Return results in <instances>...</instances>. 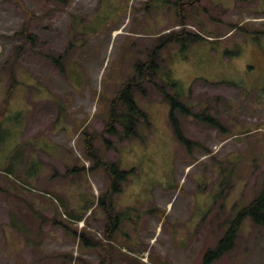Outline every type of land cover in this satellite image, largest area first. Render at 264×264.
I'll return each mask as SVG.
<instances>
[{
	"label": "rangeland",
	"instance_id": "374dc122",
	"mask_svg": "<svg viewBox=\"0 0 264 264\" xmlns=\"http://www.w3.org/2000/svg\"><path fill=\"white\" fill-rule=\"evenodd\" d=\"M65 1L0 0V264H201L264 189V0ZM145 69L137 135L106 132ZM89 142L130 171L116 218ZM210 264H264V225Z\"/></svg>",
	"mask_w": 264,
	"mask_h": 264
},
{
	"label": "trees",
	"instance_id": "16d2710c",
	"mask_svg": "<svg viewBox=\"0 0 264 264\" xmlns=\"http://www.w3.org/2000/svg\"><path fill=\"white\" fill-rule=\"evenodd\" d=\"M59 1H64V3L67 2L65 0H59ZM192 1H196V0H192ZM192 1L191 3H193ZM182 3L184 2L181 1L179 3L180 12H182L183 10ZM174 34L176 33L171 31L164 34H160L159 41H162L163 39L164 41H168V40L171 41L173 39L176 41H184L186 45L183 46L187 47L188 41L190 40L195 41L200 38H203L201 35H196V34L194 35L189 34L188 35L189 39L188 37L187 38L182 37V35L184 34V30L178 32L177 33L178 36H174ZM145 74H146V69L144 70V72L141 73V75H139L138 78L133 77L123 83L116 97V101L114 102V107L118 106L119 109L120 108L121 109L118 111L117 107L114 108V112L112 113V118L106 124L105 127L106 132L110 134H119L121 138L123 137L130 138L132 136L137 135V125L141 118L146 117V113L139 107L136 100L134 99V91L139 86V81L145 78L144 77ZM11 92H12V88L9 89L8 97L6 100L9 99ZM166 96L173 103V107L170 112V117L177 137L189 146L196 144L195 141L187 137L183 132L181 127V122L177 117L175 111L177 108L180 107V109L185 113L192 114L191 110L173 95L166 93ZM117 123H120L123 126V130L120 131L118 129L116 125ZM92 138H93L92 135H90L89 140L91 141ZM87 149L89 155L95 158L97 162L103 164L106 168L107 174L110 179L109 192L105 196L99 197V202L100 203L105 202L107 206L106 210L109 213V216L113 214L114 218H116V214L113 213L114 205H115L114 195L122 191L121 182L126 180L130 171L121 170L117 162L103 158L97 152V150L95 149L94 145L91 142H89V144L87 145ZM246 218H251L255 223L264 225V189H262L261 193L254 200H252L249 205L244 206L239 210L237 216L231 222V226L226 231L223 238L219 241L218 245L215 248H212L207 252L201 264H210L213 260L221 257L225 252H227L232 248L236 239L237 230L240 227L242 221ZM115 227L116 225L114 224L113 228Z\"/></svg>",
	"mask_w": 264,
	"mask_h": 264
},
{
	"label": "crops",
	"instance_id": "0c3cea01",
	"mask_svg": "<svg viewBox=\"0 0 264 264\" xmlns=\"http://www.w3.org/2000/svg\"><path fill=\"white\" fill-rule=\"evenodd\" d=\"M47 140H48V137H47Z\"/></svg>",
	"mask_w": 264,
	"mask_h": 264
}]
</instances>
